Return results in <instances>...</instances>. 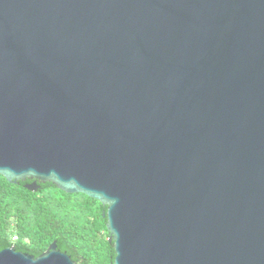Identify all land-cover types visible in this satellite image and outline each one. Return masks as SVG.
Returning <instances> with one entry per match:
<instances>
[{"label": "water", "instance_id": "95a60500", "mask_svg": "<svg viewBox=\"0 0 264 264\" xmlns=\"http://www.w3.org/2000/svg\"><path fill=\"white\" fill-rule=\"evenodd\" d=\"M0 175L106 205L110 264H264V0H0Z\"/></svg>", "mask_w": 264, "mask_h": 264}, {"label": "trees", "instance_id": "16d2710c", "mask_svg": "<svg viewBox=\"0 0 264 264\" xmlns=\"http://www.w3.org/2000/svg\"><path fill=\"white\" fill-rule=\"evenodd\" d=\"M30 182H9L0 175V250L15 245L38 256L56 240L58 248L79 264L113 261L106 205L84 193L63 191L52 182H41L33 191L25 186Z\"/></svg>", "mask_w": 264, "mask_h": 264}, {"label": "built area", "instance_id": "2783aa9c", "mask_svg": "<svg viewBox=\"0 0 264 264\" xmlns=\"http://www.w3.org/2000/svg\"><path fill=\"white\" fill-rule=\"evenodd\" d=\"M18 239V237L17 236H13V240H17Z\"/></svg>", "mask_w": 264, "mask_h": 264}, {"label": "rangeland", "instance_id": "374dc122", "mask_svg": "<svg viewBox=\"0 0 264 264\" xmlns=\"http://www.w3.org/2000/svg\"><path fill=\"white\" fill-rule=\"evenodd\" d=\"M105 238H108V236H105Z\"/></svg>", "mask_w": 264, "mask_h": 264}]
</instances>
